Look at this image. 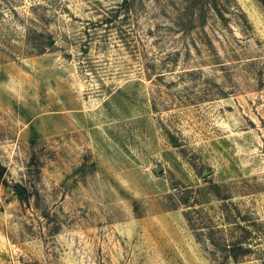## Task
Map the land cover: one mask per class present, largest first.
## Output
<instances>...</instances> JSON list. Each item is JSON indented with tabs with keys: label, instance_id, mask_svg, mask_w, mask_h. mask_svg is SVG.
<instances>
[{
	"label": "rangeland",
	"instance_id": "obj_1",
	"mask_svg": "<svg viewBox=\"0 0 264 264\" xmlns=\"http://www.w3.org/2000/svg\"><path fill=\"white\" fill-rule=\"evenodd\" d=\"M0 164V264H261L264 6L0 0Z\"/></svg>",
	"mask_w": 264,
	"mask_h": 264
},
{
	"label": "trees",
	"instance_id": "obj_2",
	"mask_svg": "<svg viewBox=\"0 0 264 264\" xmlns=\"http://www.w3.org/2000/svg\"><path fill=\"white\" fill-rule=\"evenodd\" d=\"M262 6H264V0H257ZM6 173V169L0 164V182L5 184L4 176ZM13 192L18 197L19 201L21 202H27L29 199V193L27 192L26 188L22 187L19 184H14L12 186ZM185 207H190L192 205L189 204V202L185 201L183 203ZM185 219H187L186 213L184 214ZM187 223L191 230H193V225L191 224L190 220L187 219ZM243 233L245 234L241 238H237L236 240H233L232 242H224L222 243L221 247V253L225 255L227 259H231L233 262H237L239 259L246 257L253 253L252 246L248 242L247 239H249L252 235V231H248L246 229L242 228ZM225 241V240H224ZM211 242L215 244L214 240L211 238ZM217 246V244H215ZM261 251V264H264V250H258V252Z\"/></svg>",
	"mask_w": 264,
	"mask_h": 264
},
{
	"label": "water",
	"instance_id": "obj_3",
	"mask_svg": "<svg viewBox=\"0 0 264 264\" xmlns=\"http://www.w3.org/2000/svg\"><path fill=\"white\" fill-rule=\"evenodd\" d=\"M175 146H178V143H174ZM206 174H202V177H204Z\"/></svg>",
	"mask_w": 264,
	"mask_h": 264
}]
</instances>
